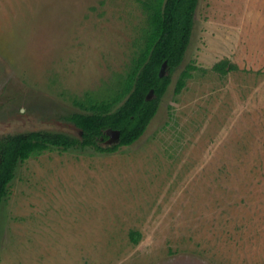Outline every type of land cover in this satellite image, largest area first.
Returning a JSON list of instances; mask_svg holds the SVG:
<instances>
[{"label": "rangeland", "instance_id": "1", "mask_svg": "<svg viewBox=\"0 0 264 264\" xmlns=\"http://www.w3.org/2000/svg\"><path fill=\"white\" fill-rule=\"evenodd\" d=\"M142 1L0 0V137L80 138L74 100L118 90ZM221 60L234 65L225 75ZM0 264H264V0H199L183 61L132 144L18 163Z\"/></svg>", "mask_w": 264, "mask_h": 264}, {"label": "trees", "instance_id": "2", "mask_svg": "<svg viewBox=\"0 0 264 264\" xmlns=\"http://www.w3.org/2000/svg\"><path fill=\"white\" fill-rule=\"evenodd\" d=\"M199 0H144L143 12L146 27L143 30L139 51L132 65L118 82V90L106 98L89 96L75 99L81 111L69 116L80 130V138L49 131H30L0 137V209L9 193L18 163L31 156L54 148H92L98 152H114L130 145L144 133L157 112L159 101L171 84L172 73L180 66L189 46L194 26V14ZM166 63V71L160 69ZM223 75L234 68L227 60L213 65ZM195 65L186 66L179 74L174 94H179L192 77ZM153 96L147 98L150 91ZM87 96V95H86ZM117 131V142L102 146L106 131ZM135 242L138 237L132 234ZM138 236V237H137Z\"/></svg>", "mask_w": 264, "mask_h": 264}, {"label": "water", "instance_id": "3", "mask_svg": "<svg viewBox=\"0 0 264 264\" xmlns=\"http://www.w3.org/2000/svg\"><path fill=\"white\" fill-rule=\"evenodd\" d=\"M165 70H166V63L164 62L163 64H162V66H161V69H160V76H163L164 74H165ZM153 96V91L151 90L149 93H148V95H147V98L149 99V98H151ZM109 133L111 134V135H117L118 134V132L117 131H109Z\"/></svg>", "mask_w": 264, "mask_h": 264}, {"label": "flooded vegetation", "instance_id": "4", "mask_svg": "<svg viewBox=\"0 0 264 264\" xmlns=\"http://www.w3.org/2000/svg\"><path fill=\"white\" fill-rule=\"evenodd\" d=\"M80 133H81V132H80ZM63 134H64V133H63ZM105 134H106V139H105V140H102V143L115 137V135L112 136V135L109 133V130L106 131Z\"/></svg>", "mask_w": 264, "mask_h": 264}]
</instances>
